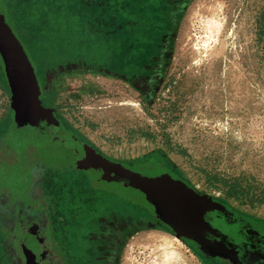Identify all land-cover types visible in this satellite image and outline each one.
<instances>
[{
  "label": "rangeland",
  "instance_id": "obj_1",
  "mask_svg": "<svg viewBox=\"0 0 264 264\" xmlns=\"http://www.w3.org/2000/svg\"><path fill=\"white\" fill-rule=\"evenodd\" d=\"M143 1L155 0H0V10L39 77L69 62L134 70L151 37ZM263 13L264 0H190L155 92L145 96L121 78L83 71L62 77L57 113L109 158L143 172L173 169L200 192L264 222ZM12 119L0 57V264H19L21 254L25 264H49V237L79 255L85 244L75 240L106 205L145 208L136 191L73 165L57 169L64 191L45 190L43 203L26 202V213L9 197L2 202L5 194L23 195L28 163L43 162L29 148L38 145L35 133L3 131ZM115 264L239 263L206 241L199 247L146 228L123 240Z\"/></svg>",
  "mask_w": 264,
  "mask_h": 264
},
{
  "label": "flooded vegetation",
  "instance_id": "obj_2",
  "mask_svg": "<svg viewBox=\"0 0 264 264\" xmlns=\"http://www.w3.org/2000/svg\"><path fill=\"white\" fill-rule=\"evenodd\" d=\"M189 1H143L146 8L144 19L148 24L145 29L151 32V37L148 38L147 53H145L134 70H114L105 65V63V66L97 63L96 65L99 67H88L83 62L78 64L69 62L66 64L58 63L51 71L43 72L39 77L36 75L42 104L53 109L61 128L74 138V140L63 142L53 139L50 134H42L44 129H36L42 136L51 138L47 145L49 150L52 151L50 155L60 157L67 154L71 156L73 169L83 173L85 172L83 168L75 166V162L82 156L79 153L78 143L91 147L84 142V139L76 131H72L68 124L64 122L65 125L63 123L62 118L57 113V107L54 106L57 98V87L60 85L62 77L71 74L78 75L83 71L89 73L102 72L105 75L121 78L145 96L150 95V93L155 92L162 81L173 34ZM23 130L24 132L28 131L27 128H23L20 131L23 132ZM49 164L52 165V168L48 166ZM26 166H28L29 170V182L26 184L27 186L23 187V195L19 199L14 200L10 197V194L7 196L4 193V199L2 200V202L6 203L9 197L8 199L14 203L13 206L21 213H26L25 207L29 206L26 204L27 201H31L34 206H38L41 202L43 203L45 190L64 191L66 180L58 174L57 169L63 166L71 168L70 163L55 162L53 159L43 162L36 160ZM141 172L149 176L166 172L172 178L180 179L197 192L202 193L173 169L167 168V170L158 172ZM80 183L79 192H81L82 187ZM214 200L222 204L224 208L208 210L204 213L203 218L220 236L206 232L205 237L201 238L200 241L216 245L223 252L230 254L239 264H264V222L243 216L227 204ZM126 204L131 209L129 212H118L110 203L105 206L104 211L91 218L87 225V235L77 237L75 240V242L80 241L78 242L80 248V243L85 244L84 251L79 255H73V250L64 248L60 240L49 237L51 248L49 264H115L121 243L135 230L160 228L172 231L170 226L157 216L156 209L149 203L146 202L145 208H140L131 203ZM4 210L2 209L3 214H5ZM6 211L9 213L8 207ZM55 215L58 221L62 220L63 217L59 219L57 213ZM81 220L80 218L79 221ZM195 244L198 245L199 243L195 242ZM25 260L21 254L19 264H25ZM5 264H8V262H5Z\"/></svg>",
  "mask_w": 264,
  "mask_h": 264
},
{
  "label": "water",
  "instance_id": "obj_3",
  "mask_svg": "<svg viewBox=\"0 0 264 264\" xmlns=\"http://www.w3.org/2000/svg\"><path fill=\"white\" fill-rule=\"evenodd\" d=\"M0 57L10 93L12 129L23 133L20 130L27 128L25 134L32 136L30 130L37 135L38 138H34L38 145L34 143L29 147L32 152L37 153L33 160L53 159L55 162H66L71 165L72 157L67 154L60 157L50 155L52 151L47 145L51 138L36 131L44 129L42 134H50L53 139L63 142L74 140L70 133L61 128L53 109L42 104L34 68L2 10H0ZM78 147L82 156L75 162V166L83 168L90 175L103 176L123 189L136 191L145 205L147 202L154 206L157 216L170 226L177 238L194 244L199 243L198 246L201 247L205 241L200 239L205 237L206 232L220 236L203 218L208 210L224 208L212 197L197 192L166 172L149 176L82 143H78ZM29 148L27 147L28 150Z\"/></svg>",
  "mask_w": 264,
  "mask_h": 264
},
{
  "label": "trees",
  "instance_id": "obj_4",
  "mask_svg": "<svg viewBox=\"0 0 264 264\" xmlns=\"http://www.w3.org/2000/svg\"><path fill=\"white\" fill-rule=\"evenodd\" d=\"M263 20H264V13H263ZM10 129L12 130V126H8V127H6V129L5 130H3V131H10ZM5 132H3V133H5ZM233 195H235V194H232L231 193V191L229 190L228 191V196H233ZM197 254V253H196Z\"/></svg>",
  "mask_w": 264,
  "mask_h": 264
}]
</instances>
